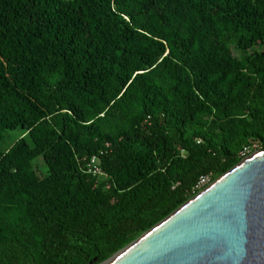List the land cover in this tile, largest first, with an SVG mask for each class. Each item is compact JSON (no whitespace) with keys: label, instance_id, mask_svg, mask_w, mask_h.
Segmentation results:
<instances>
[{"label":"trees","instance_id":"16d2710c","mask_svg":"<svg viewBox=\"0 0 264 264\" xmlns=\"http://www.w3.org/2000/svg\"><path fill=\"white\" fill-rule=\"evenodd\" d=\"M17 130L0 264L106 262L264 150V0H0V145Z\"/></svg>","mask_w":264,"mask_h":264},{"label":"water","instance_id":"95a60500","mask_svg":"<svg viewBox=\"0 0 264 264\" xmlns=\"http://www.w3.org/2000/svg\"><path fill=\"white\" fill-rule=\"evenodd\" d=\"M102 264H264V150Z\"/></svg>","mask_w":264,"mask_h":264},{"label":"built area","instance_id":"2783aa9c","mask_svg":"<svg viewBox=\"0 0 264 264\" xmlns=\"http://www.w3.org/2000/svg\"><path fill=\"white\" fill-rule=\"evenodd\" d=\"M107 147H109L108 144H107ZM250 152L251 151L249 148H245V150L242 152V156L248 157V155L251 154ZM100 155H103V153L101 152ZM99 164H100L99 155H94L89 159L83 160L82 168L87 174H92V175H97L99 177H104L105 175L102 172ZM209 180H210L209 177H202L198 183L197 189H201V188L207 186L209 184Z\"/></svg>","mask_w":264,"mask_h":264},{"label":"rangeland","instance_id":"374dc122","mask_svg":"<svg viewBox=\"0 0 264 264\" xmlns=\"http://www.w3.org/2000/svg\"><path fill=\"white\" fill-rule=\"evenodd\" d=\"M22 132L20 130L17 131H9L5 133L4 141L0 145L1 150H6L11 148L14 143L21 137ZM38 172L40 176H44L46 173V167L42 159H38L36 162Z\"/></svg>","mask_w":264,"mask_h":264}]
</instances>
